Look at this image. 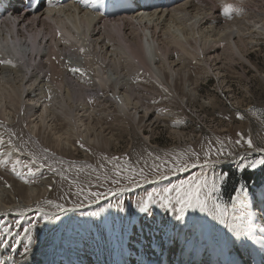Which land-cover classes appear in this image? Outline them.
Masks as SVG:
<instances>
[{
	"label": "rangeland",
	"instance_id": "374dc122",
	"mask_svg": "<svg viewBox=\"0 0 264 264\" xmlns=\"http://www.w3.org/2000/svg\"><path fill=\"white\" fill-rule=\"evenodd\" d=\"M258 1L260 6L264 5V0ZM239 3L245 4L246 9L249 0ZM250 4V7L255 6ZM238 14L239 18L245 16L236 12ZM233 15L235 13L231 14V19ZM147 20L140 21L146 26L153 24H148ZM161 21L165 20L161 18ZM161 21L154 23L177 39L185 40L194 34L201 41L211 32L209 27L203 26L191 33L184 26L185 34L182 24ZM177 29L181 37L173 31ZM146 33H142V44L153 48ZM258 34L254 30L248 36L246 47L240 44L244 47L245 60L236 55L226 59L225 51L220 50L215 61L220 68L219 76L198 64L195 58L182 57L180 61H185L187 67L180 64L182 67L176 77L165 73L168 84L170 78L175 77L173 87L178 98L166 94L161 85H155L148 76L134 73L130 85H125L122 91L139 98V105L153 114L151 124L148 117L140 116L135 122L132 115L122 117L111 103H104L94 93H89L85 96L88 107L100 113L103 129L99 134L90 132L91 141L71 131L73 146H65L57 143L55 136L42 127L31 136L27 126L34 119L23 121L19 112L13 116L6 112L4 120L8 130H0V138L5 142L0 144V188L13 199L6 196L5 202L14 205L13 210L35 208L44 213L35 212L11 221L0 216V222L10 226L12 232V235L0 233V249L12 250L21 256L34 253L42 245L41 255L45 262L50 257L49 264H102V251L106 262L109 258L112 264H127V257L136 254L137 246L145 250L144 242L156 236L154 245L166 264H181V261L188 264L185 257L192 244L199 248V256L204 246L207 255L212 251L209 258L206 255L199 258L203 264H216L213 253L220 246L230 249L231 244L237 242L241 251H245L246 243L253 242L255 250L261 248L264 165L256 168L249 165L264 156L248 154L264 153V34ZM172 59L175 62L176 56ZM89 87L85 85L84 90H90ZM108 93L104 89V95ZM61 121L56 122L60 124L56 129L64 128ZM249 138L252 148L246 143ZM237 140L241 142L237 144ZM33 143L39 145L38 149L56 155L58 162H49ZM15 150L25 151L32 160L24 157L27 154L23 152L21 157L14 155ZM242 153L247 154L237 163ZM33 160L39 167L34 166ZM13 163L28 183L11 171ZM185 166L186 171L173 170ZM249 169L254 173L242 177ZM43 178L48 181L44 192ZM182 181H191L192 187L199 182L206 208L203 212L198 208L188 209L183 218L177 220L176 209L180 205L176 188ZM30 187L36 188L38 195L28 201ZM187 190L188 185H185L181 194ZM20 201L23 205L18 204ZM146 201L148 211L141 212ZM56 204L63 207L57 208ZM45 214L53 217L46 224L41 219ZM34 220L41 222L32 230L31 244L26 236H15L23 231L16 226L17 221L26 225ZM252 238L254 240L250 241ZM25 246L31 249L26 254ZM262 250L257 251L260 254ZM230 256L233 261V255ZM147 257H141L142 264L150 263ZM47 263L34 259L30 264Z\"/></svg>",
	"mask_w": 264,
	"mask_h": 264
},
{
	"label": "bare ground",
	"instance_id": "6f19581e",
	"mask_svg": "<svg viewBox=\"0 0 264 264\" xmlns=\"http://www.w3.org/2000/svg\"><path fill=\"white\" fill-rule=\"evenodd\" d=\"M8 1L12 15L11 18L0 20V61L11 63H0V130H8L4 120L6 112L12 116L19 112L23 121L34 119L27 126L31 130V136L35 135L38 127H42L55 136L57 143L65 146H73L71 131L77 133V137L91 141L92 133L99 134L103 129L100 113L88 107L85 97L87 94L94 93L104 103H111L122 117L132 115L134 122L140 116L148 117L147 121L151 124L153 114L139 105V98L122 91L130 83L134 73L148 76L155 85H161L166 94H174L178 98L173 86L182 67L179 65L187 67L185 61H180L182 57L195 58L198 64L219 76L220 68L215 61L220 56V50L225 51L226 59L236 55L245 60L243 48L246 47L244 43L248 36L254 30L264 34V5L260 6L258 0H249L246 9L245 4L241 5L239 2L247 0H167L162 5L150 3L141 8L129 6L122 13L115 11L114 7L124 0H100L103 4V9L99 10L101 17L94 11L98 5L89 3L94 0L87 3L82 0H70L66 4L57 2L45 9V15L42 11L21 14L25 10L21 9L24 0ZM250 2L255 8L249 6ZM232 3L235 11L231 14L235 15L229 20L222 14V5ZM236 12L245 16L239 18L240 14L236 15ZM145 18H148V24H153H142L140 20L144 21ZM161 18L165 21H161ZM155 21L183 25L191 33L194 29L206 26L212 34H206L201 41L194 34L185 40L177 39L162 31ZM178 29L173 31L181 37ZM145 31L153 48L149 47L150 44H142V33ZM240 44L244 47H240ZM80 49L84 51L81 52ZM173 55L176 56V63L172 59ZM71 68H79L82 73H74L70 71ZM168 72L175 76L170 78L169 84L165 82V73ZM88 84L91 86L90 90H84ZM104 89L109 91L108 95H104ZM57 121L63 122L65 126L61 124L64 128L56 129L60 126ZM90 132L92 133L89 134ZM14 141L17 142L15 138ZM32 141L35 142L33 138ZM33 144L39 148L38 144ZM38 150L52 164L58 162L56 155ZM21 152L27 154L25 151ZM21 152L15 150L13 153L21 157ZM24 157L32 160L28 154ZM33 164L39 167L34 160ZM42 182L44 192L48 181L43 178ZM29 193L28 201L38 195L34 187H30ZM8 194L0 188V216L9 221L35 212L44 213L35 208L13 210L14 205L5 202L6 196L13 199ZM18 204L23 205V201ZM154 238L156 240V236ZM263 239L264 233L261 239L263 243L258 251L264 249ZM154 240L148 237V241L143 244L145 250L137 246L136 254L129 255L126 263L142 264L141 257L148 256L149 264H166L160 258ZM253 240L254 238L250 241ZM219 241L224 243L222 239ZM43 244L46 245V242ZM222 248L220 246L218 250ZM231 248L228 251L236 264H264V251L259 254L253 242L246 243L245 251H241L237 242H233ZM202 251L203 249L200 250L201 254ZM42 252V245L34 253L21 256L15 251L0 249V264H30L34 259L49 264L50 257L45 262ZM213 254L217 255V251ZM100 255L102 264H112L109 258L106 262L102 251ZM223 258L227 260L228 256L224 254ZM181 264H185V261H181Z\"/></svg>",
	"mask_w": 264,
	"mask_h": 264
},
{
	"label": "snow or ice",
	"instance_id": "6c2138e0",
	"mask_svg": "<svg viewBox=\"0 0 264 264\" xmlns=\"http://www.w3.org/2000/svg\"><path fill=\"white\" fill-rule=\"evenodd\" d=\"M82 2L87 3L88 0H82ZM233 10H234V8H233V5H231V4L222 5V14L225 17H227V18H231V13H232ZM80 51L83 52L84 50L80 49ZM0 63H11V61H0ZM70 71H72L74 73H76V72L82 73V70L79 69V68H71ZM238 116H239V114H238ZM237 135L238 136H242V134H240V133H238ZM240 142H241L240 140H237V144H239ZM3 143H5L4 140L2 138H0V144H3ZM8 143L11 144V141H9ZM246 143L248 144L249 148L253 147V143H252L250 138L246 140ZM45 151H47V150H45ZM114 159H117V158H114ZM258 165H264V159H259V160H256L254 162H251L249 166L251 168H256ZM173 170L174 171L175 170L186 171L187 170V166H185L183 168H179V169H173ZM11 171L14 172L25 183L29 182L28 179L25 178V176L21 172L17 171V166H16L15 163H13ZM28 172H29V175H32L31 169H29ZM158 178H160V177H158ZM185 185H188L189 190L184 191L181 194V190L184 188ZM165 191H170V189H166ZM176 191L178 193L177 203L180 205V207L176 209V211L179 213L176 216L177 220H181L183 218L184 213L188 209H197L198 208L202 212L205 211L206 205H205V201L201 199V196H200V184H199L198 181L196 182V186L195 187H192V182L191 181H182L181 185L178 188H176ZM93 195H99V194L98 193H93ZM233 199H234V197H233ZM149 200H151V197H149ZM147 203L148 202L146 201L144 203V205L141 206V208H140L141 212L148 211ZM55 206L57 208H62L63 207L60 204H56ZM217 207H219V206H217ZM41 219L46 224L51 219H53V217H49V216H47L45 214V215L42 216ZM40 222H41V220H34V221H28L26 225H22L20 223V221H17L16 222V226L18 228H22L23 231H22V233L21 232H17L15 234V236L17 238H19L21 235L26 236L28 238V240H29V244H31L32 239H33L32 235H31L32 230L35 229L37 224L40 223ZM0 233H3L5 235H12L11 227L10 226H4L3 223L0 222ZM30 250L31 249L28 246H25V254L27 252H29Z\"/></svg>",
	"mask_w": 264,
	"mask_h": 264
},
{
	"label": "trees",
	"instance_id": "16d2710c",
	"mask_svg": "<svg viewBox=\"0 0 264 264\" xmlns=\"http://www.w3.org/2000/svg\"><path fill=\"white\" fill-rule=\"evenodd\" d=\"M253 171H254V170H250V169H249L246 173H243L242 177H245V178H246V177H250L251 173H254Z\"/></svg>",
	"mask_w": 264,
	"mask_h": 264
},
{
	"label": "water",
	"instance_id": "95a60500",
	"mask_svg": "<svg viewBox=\"0 0 264 264\" xmlns=\"http://www.w3.org/2000/svg\"><path fill=\"white\" fill-rule=\"evenodd\" d=\"M247 153H242L241 155H245ZM248 154H252V155H263L264 156V153H254V152H251V153H248Z\"/></svg>",
	"mask_w": 264,
	"mask_h": 264
}]
</instances>
